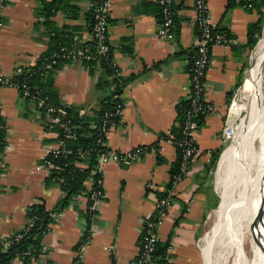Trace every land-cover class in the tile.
I'll return each mask as SVG.
<instances>
[{
    "label": "crops",
    "instance_id": "crops-1",
    "mask_svg": "<svg viewBox=\"0 0 264 264\" xmlns=\"http://www.w3.org/2000/svg\"><path fill=\"white\" fill-rule=\"evenodd\" d=\"M112 1V57L124 79L130 81L122 97L125 107L121 121L110 130L106 145L112 151L127 153L159 143V150L147 152L130 165L108 163L104 170L106 198L98 217L88 219L86 198H74L64 210L52 214L48 231L30 247L28 252L34 260L21 262L19 255L10 264H75L78 245L89 235L92 242L82 264H131L139 254L145 221L170 184L178 153L169 141L159 137L179 125L178 107L188 103L191 52L198 40L194 0H173L176 31L172 41L157 37L162 12L156 0ZM258 3L260 0H210L214 25L230 34L235 43L212 49L206 98L216 112L200 128L197 141L201 153L176 187L166 221L158 230L159 243L172 246L176 264L206 263L199 240L204 220L217 203L211 184L212 156L227 143L223 130L228 102L243 83L250 63L253 50L248 46V33L259 20ZM42 9L40 0H8L0 17L3 74H11L18 66L33 65L50 53L52 31L61 33L65 40L76 37L91 42L94 0L68 1L60 12L51 15L49 25L44 24ZM109 81L107 72L98 66L63 63L49 75L48 86L55 105L77 108L81 115L94 119ZM239 105L240 101L236 114ZM0 111L5 126L0 238H5L24 229L32 207L43 204L47 212L56 211L64 192L59 184H48V173L39 169L47 150L56 142V134L47 132L45 112L9 87L1 89ZM91 128L96 125L92 123ZM148 185L154 188L148 189ZM86 186L91 188V182ZM204 240L208 241L207 237ZM205 254L211 256L210 251Z\"/></svg>",
    "mask_w": 264,
    "mask_h": 264
},
{
    "label": "built area",
    "instance_id": "built-area-1",
    "mask_svg": "<svg viewBox=\"0 0 264 264\" xmlns=\"http://www.w3.org/2000/svg\"><path fill=\"white\" fill-rule=\"evenodd\" d=\"M161 7L162 21L158 27L157 37L161 40L172 41L175 39V18L176 11L174 9L173 0H156ZM95 11L93 15V24L91 28V42L93 47L79 39H75L69 46H59L52 51L41 63L33 65L18 66L14 71L5 75L0 71V92L4 87L14 88L24 99L36 102L39 109L45 112L47 118V132L56 134L55 145L47 150L40 170H44L48 175L58 168L50 160L66 157L70 151L66 150L65 142L69 139L76 138L77 126L74 125L69 118L67 111L63 108H56L49 103L48 97L32 82L44 83L51 72L63 63L87 64L95 63L98 67L102 61H109L117 76L122 75L121 70L111 58L112 48L109 42V22L112 12V0H95ZM8 7V0H0V17ZM195 26L198 32V40L193 49L191 56V75L187 105L180 110L182 117L181 123L177 126L176 134L168 133V141L180 151V166L178 174L171 179L172 186L167 189L168 196L159 199L153 214L145 221L141 246L138 256L131 264H154L153 255L159 243L158 230L162 227L168 216L174 197L176 187L181 184L188 176L191 165L200 155L201 149L198 145V133L200 131V119L209 117L216 112L212 103L206 96L208 93L207 76L212 62V49L214 46L231 47L235 40L230 34L219 31L213 23L212 9L210 0H194ZM252 7V5H249ZM2 25L0 22V31ZM256 37L259 38L258 35ZM247 73V71H246ZM242 83L235 91L231 104L229 105L225 118V126L223 130V139L225 142L234 140L237 125L234 115L236 114V103L242 98ZM125 104L119 105L115 112H107L101 120V135L103 139L99 140V144L105 148L98 157V162L93 171L94 178L90 179L94 190L89 197H85L87 210L90 214V220H95L104 204L106 192L104 187V170L105 166L112 162L121 165H130L142 157L147 152L154 150L153 148L139 146L127 153H119L110 150L106 145V137L110 130L116 124L113 119L118 117L121 121ZM1 117V111H0ZM119 121V122H120ZM4 123L0 121V134L4 131ZM105 137V140H104ZM80 158L88 157L89 150L80 149L78 151ZM81 164V163H80ZM78 166V163L76 164ZM3 168L2 153L0 151V170ZM59 184H63L64 180L56 179ZM153 185H148V189H153ZM90 203V204H89ZM36 218L28 220L24 229L11 236L0 238V253L8 252L12 246L21 241L25 234L34 227ZM91 235L87 236L79 243L77 248V260L75 264H82L86 250L91 244ZM19 260L21 262L33 261L34 256L30 252L21 254ZM162 264H176L173 260L172 246L170 245L164 257Z\"/></svg>",
    "mask_w": 264,
    "mask_h": 264
},
{
    "label": "trees",
    "instance_id": "trees-1",
    "mask_svg": "<svg viewBox=\"0 0 264 264\" xmlns=\"http://www.w3.org/2000/svg\"><path fill=\"white\" fill-rule=\"evenodd\" d=\"M68 1L70 0H53V2L51 3H46V0H40V2L43 5L42 15L43 18L45 19L44 24L49 25L48 19L51 17V15L60 12L62 5L67 3ZM257 5H258V13L260 17L259 20L249 29L248 46L250 50L255 49L258 43V37H256V35L260 36L263 28L264 0H260V3H258ZM92 24H93V19L91 23V28H92ZM51 33H53V36L51 35L52 45H53V49H51L52 51H54L59 46L71 45L76 38L73 37L70 40H65V38L61 36V33L53 32V31ZM87 44L93 47V42ZM50 53L44 55L37 63L38 64L41 63L44 60V58H46ZM192 54L193 51L191 52V56ZM111 58L113 59L112 55ZM86 65L97 66V64L95 63H87ZM100 68H103L107 72L108 76L110 77V81L107 84L106 95L99 100L98 108L94 112L95 114L94 119H91L86 114L81 115L77 108H65L69 118H71L74 125L77 126L76 138L66 140L65 142L66 150L70 151V154H68L65 158L62 157V158L53 159L52 157H50V160L53 163H55V166H58V168L56 170H53L49 174V177L47 178V182L48 184L54 182L59 184L56 179L57 178L63 179L64 183L59 185L64 192V198L60 202L56 211L51 213L46 211L45 206L43 204L36 205L31 208L29 212V220L33 218L37 219L34 227L25 234V237L21 241L15 243L8 252L0 253V264H10V262L15 257L23 254L24 252H28L30 250V247L34 246V244H37L39 239L45 234V232L48 231L50 225L53 223L52 214L64 210V208L68 206L69 203L76 197L79 196L89 197L92 191L94 190V186H91V188L88 189L86 183L90 181V179L94 178L93 171L96 168L98 157L105 149L103 148L102 145L99 144V140L103 139V135H101V129H100L101 120L105 113L115 112L119 105L124 104V100L122 97L124 94L125 87L130 81V80H125L122 75L117 76L115 74L114 69L110 64V60L102 61ZM48 77L44 83L32 82L31 84L37 86L43 92V94L46 97H48L50 104H52L56 108H60V106H57L53 103L52 92L48 86ZM230 104H231V99L228 102V106ZM186 105L187 102L180 104V106L178 107V118L180 120V123L182 121V117L180 116V110L184 108ZM205 119H206L205 117H202L200 119V126L204 124ZM0 121L3 122L2 117H0ZM113 121L115 124H118L120 120L118 117H115ZM92 123L96 125V128L93 129L91 128ZM177 132H178V127L170 131V133L173 134H176ZM159 138L162 141H168L169 138L168 133L161 134ZM2 147H3V131L0 134V151H2ZM149 148H153L155 151H158L159 143ZM80 149L89 150L88 157L81 159L78 153ZM177 153H178V162L175 166H173L171 170V179L173 178V176L178 174L179 171L180 156H181L179 149H177ZM220 154H221V150L213 154L211 169H214L215 166L217 165ZM77 163L78 166L76 165ZM171 186L172 184L170 181V184L167 189H169ZM167 196L168 193L167 191H165L163 194L159 195V198L164 199L167 198ZM87 218L88 219L90 218V214L88 210H87ZM169 246H170L169 243H165V244L158 243L156 251L153 255L154 264H162L164 262V257L167 253Z\"/></svg>",
    "mask_w": 264,
    "mask_h": 264
},
{
    "label": "rangeland",
    "instance_id": "rangeland-1",
    "mask_svg": "<svg viewBox=\"0 0 264 264\" xmlns=\"http://www.w3.org/2000/svg\"><path fill=\"white\" fill-rule=\"evenodd\" d=\"M263 44L264 17L261 35L258 38L255 49L251 53L250 63L247 66L238 113L234 115L237 125L235 139L227 141L221 149L218 163L212 171L211 184L217 195V203L204 220L203 236L199 240L205 257V264H208L209 261L213 264H223V261L224 264H234L235 261L232 247L227 248L226 251L224 248L226 244L228 246V243H226L229 237L228 234L224 236V241L227 239L225 243L221 242L223 236L220 234L216 235L215 240L212 239L211 242L209 240L216 234L219 227L226 223L223 218L224 215L232 214L238 204L239 198L235 196L224 207L226 196L234 188H237L236 190L238 191L237 186L246 179L247 175L258 164L262 141L257 135L256 119L258 118V113L264 109V55H261L258 49ZM253 58H256L254 63ZM258 95H260V99L259 102H256ZM230 148L231 150L229 151ZM238 230L239 224H235L232 227V234L236 235ZM206 237L208 241L204 240ZM246 248V259L249 261L251 255L248 244ZM207 251L211 252L210 257H206L205 253Z\"/></svg>",
    "mask_w": 264,
    "mask_h": 264
},
{
    "label": "bare ground",
    "instance_id": "bare-ground-1",
    "mask_svg": "<svg viewBox=\"0 0 264 264\" xmlns=\"http://www.w3.org/2000/svg\"><path fill=\"white\" fill-rule=\"evenodd\" d=\"M258 50L261 55H264V44ZM255 59L253 58V63ZM259 99L260 95L256 102H259ZM256 120L257 135L262 141L258 164L237 186L238 191L237 188H234L226 196L224 207L235 196L239 198V201L232 214L224 215L226 223L219 227L213 238L215 240L216 235L220 234L223 236L221 242L225 243L227 239L224 241V236L228 234L229 237L226 241L228 246L226 244L224 248L225 251L229 247L234 250V264H264V109L258 113ZM235 224H239V230L236 235H233L232 227ZM247 244L251 255L249 261L246 259ZM221 258L223 259L222 255ZM222 263L224 264V261Z\"/></svg>",
    "mask_w": 264,
    "mask_h": 264
}]
</instances>
